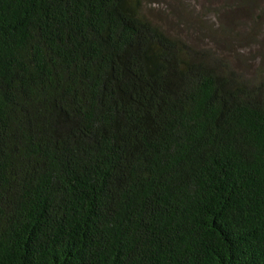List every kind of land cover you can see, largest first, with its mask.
<instances>
[{
    "label": "trees",
    "instance_id": "trees-1",
    "mask_svg": "<svg viewBox=\"0 0 264 264\" xmlns=\"http://www.w3.org/2000/svg\"><path fill=\"white\" fill-rule=\"evenodd\" d=\"M221 1L250 49L264 0ZM151 5L0 0V264H264V69Z\"/></svg>",
    "mask_w": 264,
    "mask_h": 264
},
{
    "label": "rangeland",
    "instance_id": "rangeland-1",
    "mask_svg": "<svg viewBox=\"0 0 264 264\" xmlns=\"http://www.w3.org/2000/svg\"><path fill=\"white\" fill-rule=\"evenodd\" d=\"M152 2L151 16L164 27L178 31L190 40L203 43L219 51L245 75L251 76L262 67L264 69V23L252 35V47L240 50L238 44L225 41L217 33L208 31L205 26H223V17L218 21L215 10L223 4L221 0H146ZM242 35V34H241ZM215 43V44H214ZM215 47V48H214Z\"/></svg>",
    "mask_w": 264,
    "mask_h": 264
}]
</instances>
